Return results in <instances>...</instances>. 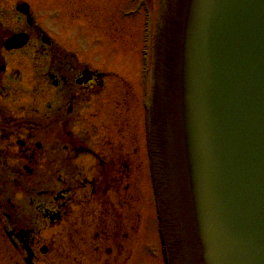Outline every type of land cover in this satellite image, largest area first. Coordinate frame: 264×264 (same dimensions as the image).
Wrapping results in <instances>:
<instances>
[{"label":"water","instance_id":"water-1","mask_svg":"<svg viewBox=\"0 0 264 264\" xmlns=\"http://www.w3.org/2000/svg\"><path fill=\"white\" fill-rule=\"evenodd\" d=\"M147 122L170 263L264 264V0H160Z\"/></svg>","mask_w":264,"mask_h":264},{"label":"flooded vegetation","instance_id":"flooded-vegetation-1","mask_svg":"<svg viewBox=\"0 0 264 264\" xmlns=\"http://www.w3.org/2000/svg\"><path fill=\"white\" fill-rule=\"evenodd\" d=\"M20 2L0 0V225L16 253L32 251L34 264L50 251L60 261L62 253L72 252L77 264L78 241L72 236H92L94 225L103 230L90 249L99 254L112 240L122 255V234L108 229L105 220L112 213L118 222V202L125 208L130 165L114 145L110 126L96 120L97 111L83 114L105 91L107 77L92 70L71 41L48 35L30 2L27 13L18 11ZM14 34L25 41L9 48ZM108 102H96L98 111ZM48 226L57 228L49 248L41 237ZM66 234L71 251L62 250Z\"/></svg>","mask_w":264,"mask_h":264},{"label":"rangeland","instance_id":"rangeland-1","mask_svg":"<svg viewBox=\"0 0 264 264\" xmlns=\"http://www.w3.org/2000/svg\"><path fill=\"white\" fill-rule=\"evenodd\" d=\"M15 1L20 0H11ZM26 1L32 4L35 19L43 29L47 32L51 29L57 34L56 37L63 41H71L86 63L108 75L105 91L94 99V107L83 114L97 111L96 120L110 126V130L115 133L111 137L114 145L120 146V154L125 158L123 160L130 165L128 174L131 179L129 188L126 189L127 196L122 195L126 208L115 206L114 209L113 214L118 222L113 221L112 213L105 220L108 229L122 234L121 242L127 256L120 255L116 248L111 250L112 247L106 245L110 252L100 254L99 261L110 263L112 258L122 257L123 264H163L161 245L156 232L155 205L146 160L142 119L144 100L140 89L144 12L140 10L132 15H124V12L135 7L137 1L132 0ZM144 1L154 5L153 15L156 14L158 0ZM59 10H62V16L58 15ZM106 97L109 102L98 111L96 102L103 101ZM118 151L116 148L117 153ZM125 198L129 203L125 204ZM102 230L101 225H94L89 232L92 236L87 237L91 239ZM53 232L54 229L41 232V237L45 238L43 243L48 248V239ZM16 254L10 249L4 233L2 235L0 232V264H10V255ZM17 255L21 260V256ZM85 255L90 261L84 264H100L92 254ZM38 257L42 255L39 254ZM52 263L58 262L54 259Z\"/></svg>","mask_w":264,"mask_h":264}]
</instances>
